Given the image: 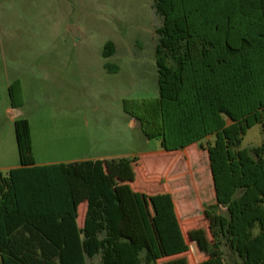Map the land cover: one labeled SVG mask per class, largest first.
<instances>
[{"label":"trees","instance_id":"trees-1","mask_svg":"<svg viewBox=\"0 0 264 264\" xmlns=\"http://www.w3.org/2000/svg\"><path fill=\"white\" fill-rule=\"evenodd\" d=\"M152 8L162 20L159 97L124 101L123 110L165 153L214 137L205 150L216 204L204 211L212 241L202 264H264V143L241 148L254 126L264 135V0H153ZM114 53L108 43L104 57ZM9 97L13 110L23 107L19 81ZM14 127L20 166L0 172L1 264H158L144 200L131 188V212L122 197L129 185L114 186L128 183L127 161L107 175L100 160L36 166L28 121ZM160 206L168 244L178 246L169 254L187 252L174 206L164 196Z\"/></svg>","mask_w":264,"mask_h":264},{"label":"rangeland","instance_id":"rangeland-1","mask_svg":"<svg viewBox=\"0 0 264 264\" xmlns=\"http://www.w3.org/2000/svg\"><path fill=\"white\" fill-rule=\"evenodd\" d=\"M152 5L153 0H0V170L19 166L14 122L21 119L29 123L37 162L102 158L110 174L111 165L125 160L122 176L131 186L122 197L132 212V187L150 211L162 254L158 264H202L212 241L204 211L216 204L205 150L214 137L165 153L161 140H147L123 110L124 101L159 97L155 49L162 20ZM108 43L115 53L105 58ZM16 81L24 105L13 110L9 87ZM263 143L256 125L241 148ZM163 196L174 206L188 245L183 254H169L178 246L165 237ZM84 204L77 207L78 219Z\"/></svg>","mask_w":264,"mask_h":264},{"label":"crops","instance_id":"crops-1","mask_svg":"<svg viewBox=\"0 0 264 264\" xmlns=\"http://www.w3.org/2000/svg\"><path fill=\"white\" fill-rule=\"evenodd\" d=\"M31 139H32V146H33L32 134H31ZM33 155H34V153H33ZM34 160H35L36 166H48V165H55V164H70V163H75V162H81V161H78V160H72V161H47V160H45V161L37 162L35 156H34ZM89 160H93V161L100 160V161H102L104 163L102 158L89 159ZM84 161H87V160H84ZM19 166L18 167L5 168V171H4L5 173L3 171H1V170H0V172H2L5 175L8 171H10L12 169H17V168H19ZM104 168H105V172H106V175H107V169H106L105 165H104ZM124 184H127V185L131 186L129 183H125V182H122V181H119V180H115L114 186H122ZM85 213H86V204H84V212H83L82 218L78 219V217H77L78 225L80 227L83 226V224H84ZM0 262H1V257H0Z\"/></svg>","mask_w":264,"mask_h":264},{"label":"water","instance_id":"water-1","mask_svg":"<svg viewBox=\"0 0 264 264\" xmlns=\"http://www.w3.org/2000/svg\"><path fill=\"white\" fill-rule=\"evenodd\" d=\"M70 31H71V34L75 37V38H78V32H77V29L76 28H71L70 29ZM229 123H230V121H229Z\"/></svg>","mask_w":264,"mask_h":264}]
</instances>
